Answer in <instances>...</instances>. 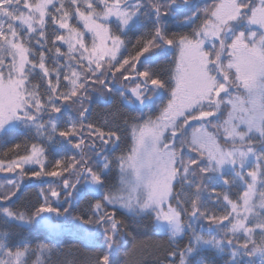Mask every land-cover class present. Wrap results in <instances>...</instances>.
I'll return each mask as SVG.
<instances>
[{
  "label": "snow or ice",
  "instance_id": "1",
  "mask_svg": "<svg viewBox=\"0 0 264 264\" xmlns=\"http://www.w3.org/2000/svg\"><path fill=\"white\" fill-rule=\"evenodd\" d=\"M0 173V264H264V0H0Z\"/></svg>",
  "mask_w": 264,
  "mask_h": 264
},
{
  "label": "trees",
  "instance_id": "2",
  "mask_svg": "<svg viewBox=\"0 0 264 264\" xmlns=\"http://www.w3.org/2000/svg\"><path fill=\"white\" fill-rule=\"evenodd\" d=\"M154 70L162 77H166L168 73V64L165 61L154 66ZM112 109L111 105H105L101 100L100 103L92 105L93 119H102L104 114ZM121 113L125 117L129 115H136L137 113H130L129 109L121 107ZM148 113H146L147 115ZM122 123V121H121ZM15 136V134H12ZM122 149L126 145L121 146ZM6 174L0 173V180ZM51 179V178H48ZM36 187H29L25 190L20 200L16 201L14 207L18 209L30 208L37 202V193L39 192L40 182L36 181ZM45 188L47 185H43ZM87 208V201H81L77 211H84ZM128 231L131 233L127 237V248L125 251L131 250V255H126L125 251L116 254L115 259L117 264H129V261H136L138 264H162L164 260V251L168 248L167 237L160 236L154 233L151 224L139 217H127ZM206 227V226H205ZM8 228L13 233L14 239L23 237H31L34 235L30 230L18 228L14 225H5L0 220V230ZM61 248L65 251H70L69 259L76 261V264H81L82 261H87L89 258H94L96 251L84 247V245L71 233L67 232L61 237ZM136 245L133 248V245ZM205 255H209L205 253ZM218 264H222V260L217 258Z\"/></svg>",
  "mask_w": 264,
  "mask_h": 264
}]
</instances>
